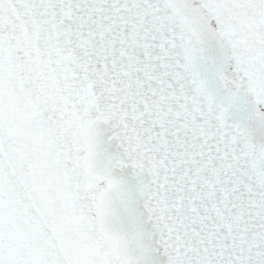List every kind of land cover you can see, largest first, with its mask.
Wrapping results in <instances>:
<instances>
[{
    "label": "snow or ice",
    "instance_id": "1",
    "mask_svg": "<svg viewBox=\"0 0 264 264\" xmlns=\"http://www.w3.org/2000/svg\"><path fill=\"white\" fill-rule=\"evenodd\" d=\"M0 264H264V0H0Z\"/></svg>",
    "mask_w": 264,
    "mask_h": 264
}]
</instances>
